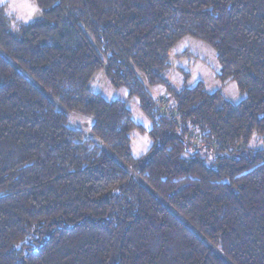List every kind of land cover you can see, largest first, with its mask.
I'll return each mask as SVG.
<instances>
[{"label": "trees", "instance_id": "obj_1", "mask_svg": "<svg viewBox=\"0 0 264 264\" xmlns=\"http://www.w3.org/2000/svg\"><path fill=\"white\" fill-rule=\"evenodd\" d=\"M34 1L28 23L0 5V264H264V148L243 152L264 136V0ZM185 36L239 102L166 80ZM98 71L148 130L90 88Z\"/></svg>", "mask_w": 264, "mask_h": 264}, {"label": "rangeland", "instance_id": "obj_2", "mask_svg": "<svg viewBox=\"0 0 264 264\" xmlns=\"http://www.w3.org/2000/svg\"><path fill=\"white\" fill-rule=\"evenodd\" d=\"M6 11L22 23L36 19L38 10L34 0H0ZM170 67L164 73L166 80L176 89L193 87L202 82L208 91H218L226 100L237 103L245 95L242 94L235 81H221L215 73L218 62L213 49L205 42L191 36H185L176 42L169 51ZM90 88L100 93L106 100H122L127 104L132 114V119L148 130L151 126L149 120L139 107L136 98H127L124 88L111 86L102 71L93 75ZM154 96L164 94L162 87L157 86L150 90ZM160 102L162 97H159ZM92 118L77 111L68 114L67 126L70 129L80 130L83 138H89ZM131 153L138 157L144 154L151 145V140L146 133L134 130L130 133ZM264 148V136L253 135L245 145L243 152L248 153ZM243 154V153H241Z\"/></svg>", "mask_w": 264, "mask_h": 264}, {"label": "built area", "instance_id": "obj_3", "mask_svg": "<svg viewBox=\"0 0 264 264\" xmlns=\"http://www.w3.org/2000/svg\"><path fill=\"white\" fill-rule=\"evenodd\" d=\"M161 105H162V106L164 105V102H163V101L161 102Z\"/></svg>", "mask_w": 264, "mask_h": 264}, {"label": "crops", "instance_id": "obj_4", "mask_svg": "<svg viewBox=\"0 0 264 264\" xmlns=\"http://www.w3.org/2000/svg\"><path fill=\"white\" fill-rule=\"evenodd\" d=\"M37 17V16H36Z\"/></svg>", "mask_w": 264, "mask_h": 264}]
</instances>
